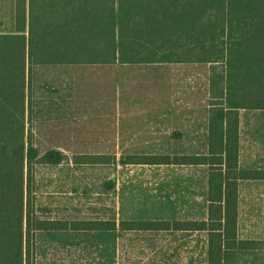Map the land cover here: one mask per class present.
I'll list each match as a JSON object with an SVG mask.
<instances>
[{
	"label": "trees",
	"instance_id": "16d2710c",
	"mask_svg": "<svg viewBox=\"0 0 264 264\" xmlns=\"http://www.w3.org/2000/svg\"><path fill=\"white\" fill-rule=\"evenodd\" d=\"M12 17L10 29L0 26V264H35L34 239L42 230L203 235L205 264H245V255L256 254L257 240L238 235L239 186L264 179V169L241 167L239 128L241 109H264V0H13ZM161 62L209 65L199 148L69 157L56 147L41 152L33 143L28 124L44 113L38 95L48 112L58 111L63 87L55 73L85 64ZM39 69L49 72L41 81ZM66 159L86 166L204 165L206 217L118 219L115 211L108 217L50 216L37 199V169Z\"/></svg>",
	"mask_w": 264,
	"mask_h": 264
},
{
	"label": "rangeland",
	"instance_id": "374dc122",
	"mask_svg": "<svg viewBox=\"0 0 264 264\" xmlns=\"http://www.w3.org/2000/svg\"><path fill=\"white\" fill-rule=\"evenodd\" d=\"M12 7L13 0H0L4 29L12 27ZM48 73L39 69L37 78ZM55 76L63 87L55 100L58 111L48 112L38 95L44 113L28 124L41 152L56 147L69 157L109 153L119 158L190 152L204 142L208 64H85ZM239 132L241 167L264 169V109H241ZM67 161L37 169V199L50 216L108 217L115 211L118 219L206 217L204 165ZM109 180L112 187L105 185ZM239 191L238 235L257 240L259 248L241 260L264 264V179L244 180ZM34 240L35 264H205L203 235L182 232L42 230Z\"/></svg>",
	"mask_w": 264,
	"mask_h": 264
}]
</instances>
